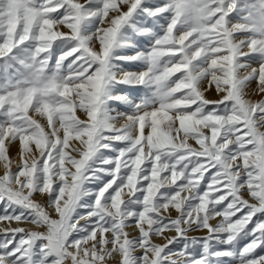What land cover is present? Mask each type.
<instances>
[{"label": "snow or ice", "instance_id": "6c2138e0", "mask_svg": "<svg viewBox=\"0 0 264 264\" xmlns=\"http://www.w3.org/2000/svg\"><path fill=\"white\" fill-rule=\"evenodd\" d=\"M262 129L264 0H0V264H264Z\"/></svg>", "mask_w": 264, "mask_h": 264}, {"label": "rangeland", "instance_id": "374dc122", "mask_svg": "<svg viewBox=\"0 0 264 264\" xmlns=\"http://www.w3.org/2000/svg\"><path fill=\"white\" fill-rule=\"evenodd\" d=\"M216 97H215V93H212L210 96H209V99H215ZM259 99H260V97H259ZM189 143L190 144H193V146H195L194 145V141H189ZM12 154H14V152H12ZM76 158H79V157H76ZM0 167H2V165H0ZM13 168H15V166L13 167ZM245 198H247V197H245ZM251 202V201H250ZM173 215H175V214H173ZM53 218L55 219V218H57L55 215H53ZM217 219H219V218H217ZM1 223H3V222H1ZM9 222H6V225H7V227H17V224H15L14 222H11V223H9ZM210 223H212V224H215L216 223V220H214V222H211L210 221ZM4 225H1V226H3V227H1V229H3L6 225H5V223H3ZM130 232L132 231V229H128ZM133 235H135L136 233L135 232H133L132 233ZM206 233L204 232V231H197V232H193V233H190V235L191 236H194V237H202V236H204ZM154 242H156V243H162L161 241H158V240H155Z\"/></svg>", "mask_w": 264, "mask_h": 264}, {"label": "bare ground", "instance_id": "6f19581e", "mask_svg": "<svg viewBox=\"0 0 264 264\" xmlns=\"http://www.w3.org/2000/svg\"><path fill=\"white\" fill-rule=\"evenodd\" d=\"M252 99H253V101H258L259 100V97L258 96H254V97H252ZM262 130H264V129H262ZM12 152H14V154L13 155H15V152H16V149L15 148H13L12 149ZM15 165H13V167H14ZM2 172H3V167H0V174H2ZM173 214H175V212L173 213ZM211 222H214V220H212ZM3 223H5V225H6V222H3ZM3 223H1L0 222V226L1 225H4ZM15 223V222H14ZM9 224V223H8ZM16 224V223H15ZM7 226V225H6ZM5 226V227H6ZM1 227H3V226H1ZM1 227H0V229H1ZM158 241H160L159 239H157ZM162 242V241H161Z\"/></svg>", "mask_w": 264, "mask_h": 264}]
</instances>
